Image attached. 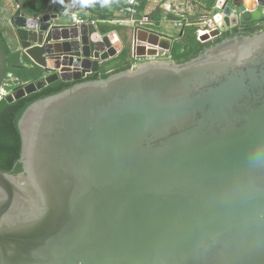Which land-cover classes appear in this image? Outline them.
<instances>
[{
	"label": "water",
	"instance_id": "obj_1",
	"mask_svg": "<svg viewBox=\"0 0 264 264\" xmlns=\"http://www.w3.org/2000/svg\"><path fill=\"white\" fill-rule=\"evenodd\" d=\"M17 3L12 34L47 75L2 98L0 36V101L77 83L18 121L22 171L0 169V264H264V30L240 31L264 24V0H217L230 35L187 62L93 80L126 47L119 34L63 21L55 0L35 15ZM130 34L139 57L173 46Z\"/></svg>",
	"mask_w": 264,
	"mask_h": 264
},
{
	"label": "trees",
	"instance_id": "obj_2",
	"mask_svg": "<svg viewBox=\"0 0 264 264\" xmlns=\"http://www.w3.org/2000/svg\"><path fill=\"white\" fill-rule=\"evenodd\" d=\"M76 0H55V6L53 10L55 14H64L65 11L69 9V7ZM79 1L87 10L91 9L90 3L87 0H77ZM113 3L114 9L121 10L127 6V0H109ZM142 2V7L140 9L141 12H145L146 8L150 5L151 2L155 0H140ZM164 1V0H159ZM205 3L206 9L211 12L213 7L215 6L216 0H201ZM50 0H25V8L29 14L35 15L44 12ZM105 12V11H104ZM114 15L113 13H103L100 15L101 20L105 23H99V25L107 30V32H117L122 33L127 31V27L112 25L108 23L109 18ZM151 20L154 21V28H159L162 23L163 14L161 10L155 8L150 14ZM178 17L173 15L168 16V21H179ZM190 25H186L187 22L183 21L184 28L182 32L178 36V41H176L172 49L170 51L171 60L176 61L177 63L187 62L196 56L199 55L206 47L212 45L215 42L220 41L221 39L228 37L230 33H225L221 38H218L214 42L202 44L197 40V30L198 27L196 23L198 20L188 19ZM92 21V20H89ZM243 30H247L250 32V35L254 34V30L252 27L247 26L243 28ZM238 30H234L233 32H237ZM0 36L2 38L7 58H8V75L11 74L13 77V81L7 80L10 84L9 89H14L17 86H23L25 83L35 82L44 76H46V71L34 64L28 57L24 56L20 51L12 50L2 33L0 32ZM127 39L124 36V40ZM117 62L116 69L112 72H121L124 70H128L132 68V60H131V46H126L122 49L118 57L114 60ZM111 73L101 72L100 74H92L89 75L87 80L97 79L100 75L103 77L109 76ZM10 81V82H9ZM77 82H63L58 81L45 89L36 92L32 95H29L25 98H22L13 103L7 102L5 99L0 101V169L4 172L14 174H18L22 171L21 166L15 165L20 158L21 152V137L18 130V121L24 111L34 102L43 99L45 97L60 93L67 88H70Z\"/></svg>",
	"mask_w": 264,
	"mask_h": 264
},
{
	"label": "built area",
	"instance_id": "obj_3",
	"mask_svg": "<svg viewBox=\"0 0 264 264\" xmlns=\"http://www.w3.org/2000/svg\"><path fill=\"white\" fill-rule=\"evenodd\" d=\"M217 1V0H216ZM259 4V0H255ZM155 3V8H158L161 10V13L163 14L162 23L168 22V16L173 15L175 17H178L180 20L173 22L174 27L182 30L184 28L183 21L187 22L186 25H190L189 23V13L193 6V0H164L159 1L155 0L153 1ZM142 7V2L140 0H127V6L121 10V15L127 18L136 29H144L147 31H153L151 26H154L155 23L150 18V14H142L140 11ZM216 3L215 6L212 9V12L205 16L201 17L199 21L196 23V26L198 27L197 30V40L202 43H211L217 40L218 38H221L225 33L220 31L218 24L214 20V15L216 13ZM64 14H67L71 18V22L77 25H81L84 23H96L94 21H89L88 19H85L87 12L86 10L81 6V4L78 1H74V3L69 7L67 11L64 12ZM250 26V25H241L242 29ZM231 31V29H230ZM217 32H219L217 34ZM137 47L138 44L135 42L131 47V60H132V67L143 63L147 61H156L160 58H163L165 56L169 57L171 59L170 52L165 53L163 57L157 56H137ZM8 79L13 81V77L11 74L8 75ZM29 83H25L24 85H27ZM5 87H10L8 82H6ZM4 87V90L2 91V98L9 95L12 91L6 92Z\"/></svg>",
	"mask_w": 264,
	"mask_h": 264
},
{
	"label": "crops",
	"instance_id": "obj_4",
	"mask_svg": "<svg viewBox=\"0 0 264 264\" xmlns=\"http://www.w3.org/2000/svg\"><path fill=\"white\" fill-rule=\"evenodd\" d=\"M106 1L110 2L109 0H106ZM87 2H89L90 4H94V3L96 4L97 0H87ZM110 3L112 4V8L99 10V12L101 14H103V13H106V14L115 13V14H117L116 16H115V14L112 15V17L109 18L110 20L108 21V23H110L112 25H119V26H124V27L128 28L127 31L122 32V33H118V34H119L120 38L125 42V45L129 46L130 45L129 41L131 38L130 37V31H131V28H134V26L127 18H125L124 16L121 15L122 9L121 10H117V9L115 10L113 3L112 2H110ZM195 3H199V5L198 4L195 5ZM18 6L19 5L17 3V0H8L7 4H3V3L0 4V32L2 33V35L5 38L8 46L12 50L20 51L23 54L18 41L15 39V37L12 34V29H11L10 24H9V17L17 11ZM81 6L87 12L86 16L84 17L85 19L92 20V21L96 22L97 24L105 23L103 20H101V18H98L97 16H95L93 14L97 11L94 6L90 5L91 9L89 8V10H87L82 4H81ZM194 8H197V9L195 10ZM154 9H155V3L151 2L150 5L146 8L145 12H142V14H150V13H152V11ZM205 9H206V6H205L204 2H202L201 0H193V6H192L190 13L188 14L189 15L188 18L199 20V19H201V17L207 16L209 12L201 14V11L203 10V12H205L204 11ZM193 10H194V12H193ZM54 12L55 11L52 9L53 14H55ZM58 15L62 18L63 21H66V20L71 21L70 16L67 14H61V15L58 14ZM163 26H165L166 29H167V27L173 28L174 24L172 25V24H166L165 23ZM134 29H136V28H134ZM124 36H125V38L127 37V39L124 40ZM116 58H114L108 62L103 63L101 65V72L112 73L116 69V66L118 64L117 62L114 61Z\"/></svg>",
	"mask_w": 264,
	"mask_h": 264
},
{
	"label": "rangeland",
	"instance_id": "obj_5",
	"mask_svg": "<svg viewBox=\"0 0 264 264\" xmlns=\"http://www.w3.org/2000/svg\"><path fill=\"white\" fill-rule=\"evenodd\" d=\"M197 4L199 5V3H195V5H197ZM90 5H92V6H94L96 8L97 11L95 13H93V14L95 16H97L98 18H100V15H101V13L99 12V10H104V9H107V8H112V4L110 2H108V1H106V0H97L96 4L94 3V4H90ZM194 9L196 10L197 8H194ZM204 11L205 12H203V10H202L201 11V14H204L206 12H209L207 9H205ZM193 12H194V10H193ZM209 13H208V15H209ZM113 14H115V13H113ZM116 15L117 14H115V16ZM164 24L165 23H161V26L159 28H157V29L154 28V26H151V28L153 29V32L154 33H158L162 37H166V38L172 39L173 40V44H174L176 41H178V36L182 32V30H180L178 28H175L174 26H173V28L167 27V29H166L165 26H163ZM166 24H172L173 25V22L172 21H168V22H166ZM132 29L135 30L134 28H132ZM168 59H169V57L165 56L163 58H160L159 60H168ZM9 88L10 87H5L6 92L12 91V89H9Z\"/></svg>",
	"mask_w": 264,
	"mask_h": 264
},
{
	"label": "flooded vegetation",
	"instance_id": "obj_6",
	"mask_svg": "<svg viewBox=\"0 0 264 264\" xmlns=\"http://www.w3.org/2000/svg\"><path fill=\"white\" fill-rule=\"evenodd\" d=\"M250 27H252L253 28V30H254V32L253 33H257V32H260V31H262V30H264V24L263 25H259V26H250ZM241 32H244V33H246V34H250V32L249 31H247V30H240ZM238 32V31H237Z\"/></svg>",
	"mask_w": 264,
	"mask_h": 264
},
{
	"label": "bare ground",
	"instance_id": "obj_7",
	"mask_svg": "<svg viewBox=\"0 0 264 264\" xmlns=\"http://www.w3.org/2000/svg\"><path fill=\"white\" fill-rule=\"evenodd\" d=\"M142 33L144 34V32H142ZM161 41L163 42V44H166V45H169L170 44V40L168 38H166V37H161Z\"/></svg>",
	"mask_w": 264,
	"mask_h": 264
}]
</instances>
